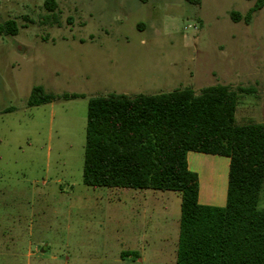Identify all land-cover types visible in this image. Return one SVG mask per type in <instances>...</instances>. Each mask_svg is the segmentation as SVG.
<instances>
[{"label": "rangeland", "instance_id": "rangeland-1", "mask_svg": "<svg viewBox=\"0 0 264 264\" xmlns=\"http://www.w3.org/2000/svg\"><path fill=\"white\" fill-rule=\"evenodd\" d=\"M45 1L0 0V25L18 27L0 36V264H120L128 247L140 262L122 264H175L179 193L83 184L88 101L225 85L243 90L237 124L264 123V7L246 25L230 14L254 0H55V19ZM36 87L53 100L29 106ZM207 157L219 207L227 169Z\"/></svg>", "mask_w": 264, "mask_h": 264}, {"label": "trees", "instance_id": "trees-1", "mask_svg": "<svg viewBox=\"0 0 264 264\" xmlns=\"http://www.w3.org/2000/svg\"><path fill=\"white\" fill-rule=\"evenodd\" d=\"M200 5L202 0H184ZM253 1V0H246ZM234 23L249 25L264 0ZM51 12L55 0H46ZM12 20L0 36H16ZM225 85L88 101L82 182L92 188L170 191L181 196L175 264H264V123L237 124V93ZM77 95H64V98ZM53 100L33 88L29 106ZM6 110L5 112H10ZM190 152L229 159L224 207L199 204ZM137 257L136 253H123Z\"/></svg>", "mask_w": 264, "mask_h": 264}, {"label": "crops", "instance_id": "crops-1", "mask_svg": "<svg viewBox=\"0 0 264 264\" xmlns=\"http://www.w3.org/2000/svg\"><path fill=\"white\" fill-rule=\"evenodd\" d=\"M248 112V111H247ZM247 114V115H246ZM251 115V113L249 112V113H245L244 112V115H242L241 116V118H243V119H245V118H248L247 116H250ZM236 119H237V121H238V114H237V112H236ZM240 120V119H239ZM247 122H245V124H246ZM251 123V122H250ZM254 123H262V122H254ZM207 156H211V155H207ZM206 156V154H200V153H194V152H190V153H188L187 154V163H188V168H189V170L191 171V172H194V173H196L197 174V176H198V180H199V197H198V200H199V204H201V205H204V206H211V207H216V206H214L213 204H207V200L204 198L203 199V192L201 191V189H202V183H201V180H200V174H199V170H198V168H197V164H199L200 162H204L205 160H206V158H208ZM218 156H214L213 157V160H215L216 162H218V164H221V165H223L224 167H226V169H227V178H228V169H229V159L228 158H225L223 161L221 160V159H216ZM219 158H224V157H219ZM217 160H221V161H217ZM205 184V183H204ZM214 189V191L216 190V188H213ZM150 191H152V192H155V191H153V190H150ZM226 191H227V186H226ZM146 194L147 193H134V195L133 194H131L130 193V195L129 196H131L132 198H146ZM152 194V197H151V199H153V200H156V193H151ZM217 197V196H216ZM214 201H216L217 202V200H216V198H214ZM225 202H226V194H225ZM216 205V204H215ZM219 207H224L225 206V203H224V205H218ZM160 232H162L163 231V228L162 229H160L159 230ZM160 240H164L163 238H161ZM83 243H78L77 244V249H80V248H82L83 247ZM94 245V244H93ZM93 247V246H92ZM122 249V248H121ZM127 250H120V252H119V259H118V261L117 262H120V264H122V263H124L125 261H127V260H129L130 261V257L131 256H128V254H124L123 255V253H136L135 251H133V248L132 247H128V248H126ZM132 251V252H131ZM137 254V253H136ZM132 258V260H133V258H135V256H132L131 257ZM140 256H138L137 255V258H135L134 260H135V263H139L140 262Z\"/></svg>", "mask_w": 264, "mask_h": 264}]
</instances>
